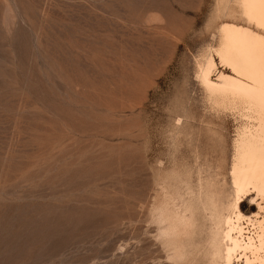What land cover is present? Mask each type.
Wrapping results in <instances>:
<instances>
[{"label":"rangeland","instance_id":"rangeland-1","mask_svg":"<svg viewBox=\"0 0 264 264\" xmlns=\"http://www.w3.org/2000/svg\"><path fill=\"white\" fill-rule=\"evenodd\" d=\"M223 22L237 0H0V264H223Z\"/></svg>","mask_w":264,"mask_h":264},{"label":"bare ground","instance_id":"bare-ground-1","mask_svg":"<svg viewBox=\"0 0 264 264\" xmlns=\"http://www.w3.org/2000/svg\"><path fill=\"white\" fill-rule=\"evenodd\" d=\"M237 3L248 25L234 22L220 24V42L214 50L225 68L217 71L215 58L210 55L200 69V79L219 102H235L243 111L232 161L234 197L228 209L225 208L226 213L215 217L223 223V264H264V0H237ZM247 198L258 210L250 216L241 209L242 202ZM192 214L187 215L193 217ZM189 224L187 226H191ZM169 237L172 238V235ZM218 251L220 256L221 249Z\"/></svg>","mask_w":264,"mask_h":264}]
</instances>
